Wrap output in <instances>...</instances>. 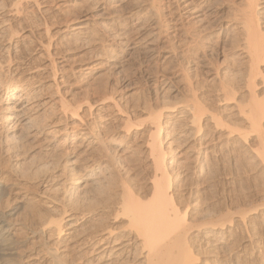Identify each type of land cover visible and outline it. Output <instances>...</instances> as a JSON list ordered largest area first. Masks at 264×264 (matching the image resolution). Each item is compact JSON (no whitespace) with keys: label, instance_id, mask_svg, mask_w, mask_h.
Here are the masks:
<instances>
[{"label":"rangeland","instance_id":"obj_1","mask_svg":"<svg viewBox=\"0 0 264 264\" xmlns=\"http://www.w3.org/2000/svg\"><path fill=\"white\" fill-rule=\"evenodd\" d=\"M227 1L193 0L191 5L201 8L190 14L191 11L186 12L188 9L178 7L190 0H0V49L7 45L9 36L15 43V48L8 55L9 65H3L5 70L1 78H8L7 67L32 68L31 76L42 78L39 86L52 93V111L41 122H56V125H51L47 130L48 135L38 138V142L32 143L30 147L43 148L44 151L48 148L47 141L51 139L52 132L63 134L59 139L64 141L65 147L72 137L70 111L85 101L94 103L90 110L92 115H87L84 112L86 107L81 105L79 116L95 127L94 130L98 129L99 138L103 140L102 154L112 157L108 163L109 173L101 181L104 189L120 194V184L124 183L129 192L144 195L152 175L151 161L145 149L138 146L140 140H135L134 135L147 129L152 117L162 107L190 105L189 82V85L199 89L201 86H210L208 80L212 78L213 72L231 63L226 56L230 55L232 32L230 29L224 30L221 35L223 26L227 24L229 3L232 0L228 2L229 6ZM13 4L19 9L17 15L8 13ZM141 26H144L142 30L138 29L135 33L134 30ZM73 27L80 28L79 37L70 35ZM2 29H5L4 33H1ZM149 31L150 34L156 31L151 46L140 44L142 36L148 35ZM209 32L216 35L211 44L217 47H208L205 42H199L198 35ZM223 46L224 52L221 49ZM51 62L55 65L52 74ZM6 78L1 79L3 86ZM202 82L204 85H201ZM207 98L202 100L207 111L205 113L220 116L221 119L217 125L219 131L214 136L216 144L209 152H198V139L178 138L164 145L166 166L173 177L171 196L180 211L186 213L191 225L217 221L226 215L247 212L264 204V167L251 152L254 142L249 140L243 144L236 138L225 140L226 133L241 127L242 123L238 118L223 119L225 112L213 110V101ZM61 102L67 110L64 113L59 111ZM239 103L238 96H231L225 109L245 104ZM95 114L98 117L96 119L92 117ZM0 121V125L5 123L4 120ZM203 123L202 120L200 124L204 126ZM210 125L206 124L208 134L215 128ZM187 134H191L190 131ZM3 139L0 133V196L6 199V188L16 192L20 186L9 170L12 158L1 147ZM62 154L64 157L60 158L61 161L70 158L74 163L69 168L83 178L82 158L64 155V152ZM59 171L62 169L59 168ZM63 176L60 174L48 184L50 190L55 189L53 192L41 195L40 187L31 190L25 201H11L10 210L3 206L6 203L0 204V214L10 213L7 219L17 224L12 230L11 239L18 253L14 258L19 254H29L31 247L50 244L41 235L32 236L31 232L38 228L40 221L57 213L47 212L48 209L60 211L62 205L68 204L63 196L67 190ZM87 183L83 182L80 187L89 186L90 183ZM12 184L17 186L10 187ZM29 203L42 210L45 215L43 219L39 220L27 211L26 205ZM91 220L90 217L82 221L77 232L87 229ZM124 227L125 221L120 217L109 224V228L117 232ZM247 236H251V240L243 242ZM191 244L195 247V253L210 264H229L231 257L237 259L238 256H242L243 264H258L264 258V220L252 219L246 227L237 226L231 240H224L221 244L197 237H192ZM238 245L239 248L234 247ZM229 248L235 250L230 253ZM85 250L88 251V248ZM65 255L68 256V253Z\"/></svg>","mask_w":264,"mask_h":264},{"label":"bare ground","instance_id":"obj_2","mask_svg":"<svg viewBox=\"0 0 264 264\" xmlns=\"http://www.w3.org/2000/svg\"><path fill=\"white\" fill-rule=\"evenodd\" d=\"M192 1L183 2L184 5L178 7L182 10L188 9L187 13L189 11H191L190 14L195 13L201 7L199 5L193 7ZM229 1L231 0L227 1V5ZM231 2L226 18L227 24L221 30V35L224 34V30L230 29V33L232 32L229 44L230 55L226 56L231 63L220 70L214 68L216 71L208 80L210 86H201L199 89V87L189 85V82L187 87L192 100L190 105L162 107L152 117L147 129L134 135L135 140H140L141 145L138 144V146L145 149L151 161L152 175L147 183L148 190L142 196L129 192L128 186L120 182L122 188L120 194L104 189L101 181L106 179L105 176L109 173L108 163L112 157L102 154L103 140L99 138L98 129L94 130L95 127L93 128L90 123L79 116L81 105L86 107L84 112L87 115H92L90 110L94 103L85 101L70 111L69 120L73 122L69 125L72 134L69 145L65 144L64 147V141H60L59 136L63 135L62 133L56 134L51 131L53 134L47 141L46 147L48 148L44 151H42L43 148H31L33 146L31 144L38 142V138L48 135L47 130L51 125L52 127L56 125V122H41L48 112L52 111V104H50L52 93L43 86H39L38 83L42 78L31 76L32 68L18 69L15 66L11 69L7 67L8 78L4 76L7 81L3 86L1 80L4 78H1L5 70L3 65L5 63L9 65V52L15 48L12 38L10 36L7 38V45L0 49L2 56H0V119L5 121L0 125V133L4 138L1 147L3 146L2 148L12 158L9 170L14 174V179H17L20 190L13 192L11 188H6L7 198L0 196V204L2 206L6 203L3 206L9 209L11 201H25L27 193L39 187L41 195H45L48 191L53 192L55 189L50 190L51 186L48 184L60 174L64 175V182L67 183V190L64 191L63 196L68 204L62 205L60 211L49 207L47 212L57 213L49 219L40 221L38 228L31 232L32 236L41 235L50 244L38 248L31 247L29 254H19L16 258L14 255L18 253L15 252L11 239L12 230L17 224L7 219L10 213L2 212L0 214V264H210L195 253V247L191 244L192 237L205 241L212 239L214 243L221 244L224 240H231L233 230L237 226L246 227L252 219L264 220L263 204L247 212L226 215L225 218L217 221H206L199 225L189 224L186 213L180 211L171 196L173 177L166 166L167 154L164 152V145L171 144L178 138L198 139L200 141L199 153L200 151L209 152L210 148L216 144L214 136L219 131L217 125L220 124L221 119L220 116L205 113L202 100L208 97L207 99L213 101V110L225 112V118H221H238L242 123L241 127L228 131L224 136L225 140L236 138L243 144L249 140L254 142L251 152L264 167V0ZM13 5L8 13L17 15L19 9L15 4ZM142 27L144 26L137 27V29L134 27V32L136 33L138 29L142 30ZM3 31L5 32V29H2L1 33H4ZM71 31L72 36L81 34L78 27L71 28ZM150 33L149 31L148 35L145 33L146 36L141 37L140 44L151 46L156 31ZM215 37L214 33L209 32V34L198 35V40L211 47L216 45L211 44ZM221 49L224 52V46ZM147 50L153 52L152 49ZM49 64L52 66V71H50L52 74L55 65L53 62ZM53 84L55 85L54 82ZM4 89L6 90L3 91ZM231 96H238L241 102L239 104H245H236L225 109V104ZM208 103L205 102L206 105ZM59 111L62 113L67 111L63 102L59 105ZM96 115L92 117L95 118ZM202 120L205 123H203L204 126L200 124ZM206 124H212L215 127L212 133V130L210 131L211 134L206 132ZM189 131L191 134H187ZM62 152L64 155H73L72 157L76 155L82 158L83 178L75 175L77 173L69 168L74 163L70 161V158L61 161ZM59 168L62 171H59ZM56 172L61 173L54 175ZM2 176L5 179L6 175L2 174ZM83 182L90 183L91 188L89 186L88 188L80 187ZM15 184L10 187H16ZM101 185L105 191L101 190ZM26 209L39 220L45 216L35 204L29 203ZM90 217L92 218L91 223L89 221L90 225L78 233L79 224ZM118 217L125 221V227L117 232L109 228V224L116 221ZM251 238L247 236L243 242H249ZM234 247L239 248L240 245ZM86 248L88 251L85 250ZM235 248H229V252L232 253ZM67 253L68 256L65 255ZM242 259V256H238L237 259L231 257L229 264H243ZM258 264H264V258Z\"/></svg>","mask_w":264,"mask_h":264}]
</instances>
